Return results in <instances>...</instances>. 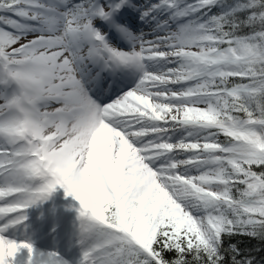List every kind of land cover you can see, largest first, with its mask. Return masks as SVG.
<instances>
[{
    "label": "snow or ice",
    "instance_id": "obj_1",
    "mask_svg": "<svg viewBox=\"0 0 264 264\" xmlns=\"http://www.w3.org/2000/svg\"><path fill=\"white\" fill-rule=\"evenodd\" d=\"M57 186L80 264H261L264 0H0V264Z\"/></svg>",
    "mask_w": 264,
    "mask_h": 264
},
{
    "label": "rangeland",
    "instance_id": "obj_2",
    "mask_svg": "<svg viewBox=\"0 0 264 264\" xmlns=\"http://www.w3.org/2000/svg\"><path fill=\"white\" fill-rule=\"evenodd\" d=\"M71 199L80 206L72 196L61 203L53 193L48 200L27 209L26 234L42 252H56L68 264H80L84 246L80 243V219L71 208Z\"/></svg>",
    "mask_w": 264,
    "mask_h": 264
},
{
    "label": "trees",
    "instance_id": "obj_3",
    "mask_svg": "<svg viewBox=\"0 0 264 264\" xmlns=\"http://www.w3.org/2000/svg\"><path fill=\"white\" fill-rule=\"evenodd\" d=\"M231 243L237 244L246 255L256 257L257 261L264 264V242L248 237H234Z\"/></svg>",
    "mask_w": 264,
    "mask_h": 264
}]
</instances>
